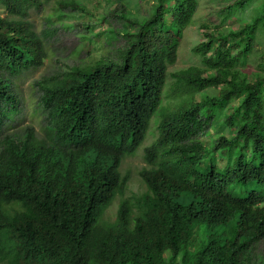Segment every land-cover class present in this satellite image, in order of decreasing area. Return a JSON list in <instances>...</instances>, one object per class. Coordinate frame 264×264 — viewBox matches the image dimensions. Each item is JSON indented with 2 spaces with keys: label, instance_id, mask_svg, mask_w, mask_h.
<instances>
[{
  "label": "trees",
  "instance_id": "obj_1",
  "mask_svg": "<svg viewBox=\"0 0 264 264\" xmlns=\"http://www.w3.org/2000/svg\"><path fill=\"white\" fill-rule=\"evenodd\" d=\"M50 1L0 0V264H254L249 253L264 239V71L249 80L237 67L264 47V0L238 29L193 47L202 66L175 74L191 97L173 106L163 104L168 67L199 0H156L118 59L36 82L46 136L26 128L19 138L6 132L19 114L13 79L47 57L26 18ZM214 87L220 95L194 99ZM235 99L230 133L205 145L200 136ZM156 115L145 189L125 196L123 162Z\"/></svg>",
  "mask_w": 264,
  "mask_h": 264
},
{
  "label": "rangeland",
  "instance_id": "obj_2",
  "mask_svg": "<svg viewBox=\"0 0 264 264\" xmlns=\"http://www.w3.org/2000/svg\"><path fill=\"white\" fill-rule=\"evenodd\" d=\"M156 0H52L39 10L30 12L27 20L34 23L41 33L47 57L36 71H30L13 79L14 90L18 95L19 114L10 123L7 133L22 137L26 128H33L38 137H45V112L38 102L40 91L36 82L56 77L73 66L95 65L100 59H118L119 52L127 45L128 32L134 30L135 20L145 19L153 9ZM236 0H199V6L184 36L178 52V59L168 67V79L164 92V105H176L183 98H190L177 84L175 74L190 66H202L200 55L193 47L206 41L210 36L224 34L241 27L252 15L260 2L254 0L244 9L227 14L224 8ZM12 17V16H11ZM238 70L249 80L264 71V47L258 43L253 52L242 58ZM221 87L208 88L194 93V99L204 95H220ZM240 99L233 100L216 116L209 131L200 136L202 142L210 146L221 134H229L224 119ZM159 117H153L143 146L122 165L128 185L125 196L141 194L145 185L141 171L146 165L145 146L157 137ZM122 196H118L108 210L113 218ZM248 259L254 264H264V239L249 253Z\"/></svg>",
  "mask_w": 264,
  "mask_h": 264
}]
</instances>
